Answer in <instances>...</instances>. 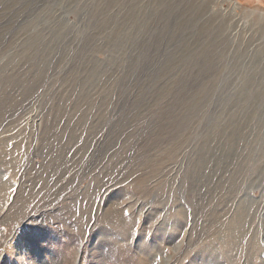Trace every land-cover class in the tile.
Masks as SVG:
<instances>
[{
	"label": "rangeland",
	"instance_id": "obj_1",
	"mask_svg": "<svg viewBox=\"0 0 264 264\" xmlns=\"http://www.w3.org/2000/svg\"><path fill=\"white\" fill-rule=\"evenodd\" d=\"M0 264H264V0H0Z\"/></svg>",
	"mask_w": 264,
	"mask_h": 264
}]
</instances>
